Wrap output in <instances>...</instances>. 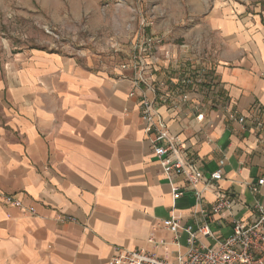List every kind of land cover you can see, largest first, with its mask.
<instances>
[{
  "label": "crops",
  "instance_id": "obj_1",
  "mask_svg": "<svg viewBox=\"0 0 264 264\" xmlns=\"http://www.w3.org/2000/svg\"><path fill=\"white\" fill-rule=\"evenodd\" d=\"M188 3L200 20L194 30L214 46L217 92L204 86L159 112L196 151L204 175L221 169L217 186L232 196L231 211L210 214L212 189L200 203L181 175L166 177L140 116L143 93H154L135 88L130 69L41 48L0 54V194L20 201L0 195V264H111L115 248L151 249V238L165 239L156 252L175 260L188 247L186 226L208 223L212 236L197 238L207 246L229 236L234 220L254 221L264 206V129L257 134L229 113L248 119L259 105L264 118V0ZM169 69L175 76L164 61L154 75L166 79ZM171 216L181 224L178 244L162 225Z\"/></svg>",
  "mask_w": 264,
  "mask_h": 264
},
{
  "label": "built area",
  "instance_id": "obj_2",
  "mask_svg": "<svg viewBox=\"0 0 264 264\" xmlns=\"http://www.w3.org/2000/svg\"><path fill=\"white\" fill-rule=\"evenodd\" d=\"M142 43L134 45L128 61L120 67L132 71L135 88L144 86L154 93L152 98L143 93L139 105L140 116L146 122L145 132L149 135L156 160L162 165L167 178L179 174L185 179L187 189L194 192L197 202L204 201L206 188L212 189L215 200L210 205V214L221 215L225 211L230 212L233 198L217 186V182L223 177L221 169L204 175L196 151L179 135L169 131L159 112L162 104L167 102L172 104L170 110L177 108L180 103L188 102L190 93L199 91L204 86L209 92L216 93L217 87L214 86L210 73L213 68L200 55L190 52L187 46H179V51L175 53L172 47L159 45L156 48L149 38ZM164 61L170 62L176 74L174 76L169 69L165 72L166 79L156 78L155 70ZM130 94L133 95L134 91ZM196 109L199 110V107ZM260 111V106L255 105L251 110V118L238 116L235 112L229 113V117L236 119L242 126L249 120L254 131L260 134L264 129V118L257 116ZM195 118L197 121H203V113L199 110ZM258 184L264 185V177ZM253 190L257 191V188L253 187ZM172 193L174 200L182 194L177 186L173 187ZM0 195H3L7 202L20 206V201L13 200L9 195ZM255 208L254 221L245 223L234 220L232 233L222 239H216L212 245L197 244L198 235L212 236L208 223L204 222L196 229L192 226L184 227L189 237L188 247L175 260H170L166 253L161 256L156 252L168 243L165 239L151 238V249H129L121 246L115 248L111 264H264V206L257 205ZM28 211L33 209L29 208ZM162 225L172 234V243L178 244V231L181 228L179 219L171 216L164 219Z\"/></svg>",
  "mask_w": 264,
  "mask_h": 264
},
{
  "label": "rangeland",
  "instance_id": "obj_3",
  "mask_svg": "<svg viewBox=\"0 0 264 264\" xmlns=\"http://www.w3.org/2000/svg\"><path fill=\"white\" fill-rule=\"evenodd\" d=\"M188 1L0 0V54L41 48L113 68L149 38L156 48L184 45L211 61L214 46L194 30L200 20Z\"/></svg>",
  "mask_w": 264,
  "mask_h": 264
}]
</instances>
